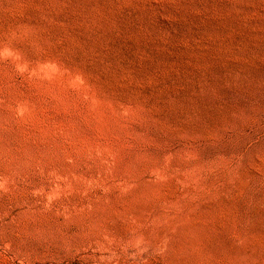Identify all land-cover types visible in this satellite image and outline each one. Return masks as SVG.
<instances>
[{"label":"rangeland","instance_id":"374dc122","mask_svg":"<svg viewBox=\"0 0 264 264\" xmlns=\"http://www.w3.org/2000/svg\"><path fill=\"white\" fill-rule=\"evenodd\" d=\"M0 264H264V0H0Z\"/></svg>","mask_w":264,"mask_h":264}]
</instances>
